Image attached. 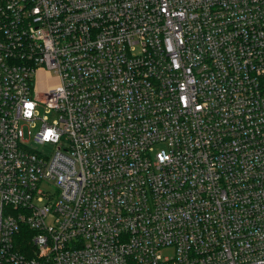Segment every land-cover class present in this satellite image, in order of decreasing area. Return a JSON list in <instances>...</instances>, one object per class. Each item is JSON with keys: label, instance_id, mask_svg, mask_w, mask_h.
<instances>
[{"label": "built area", "instance_id": "1", "mask_svg": "<svg viewBox=\"0 0 264 264\" xmlns=\"http://www.w3.org/2000/svg\"><path fill=\"white\" fill-rule=\"evenodd\" d=\"M0 264H264V0H0Z\"/></svg>", "mask_w": 264, "mask_h": 264}, {"label": "rangeland", "instance_id": "2", "mask_svg": "<svg viewBox=\"0 0 264 264\" xmlns=\"http://www.w3.org/2000/svg\"><path fill=\"white\" fill-rule=\"evenodd\" d=\"M54 77L55 76H53V78ZM35 147H37L39 150H41L47 154H50L52 152V147L48 146V145L36 144ZM163 253H164V255H169V254H171V250L170 249L165 250Z\"/></svg>", "mask_w": 264, "mask_h": 264}, {"label": "trees", "instance_id": "3", "mask_svg": "<svg viewBox=\"0 0 264 264\" xmlns=\"http://www.w3.org/2000/svg\"><path fill=\"white\" fill-rule=\"evenodd\" d=\"M26 242H28V241H26V239L24 240V243H26Z\"/></svg>", "mask_w": 264, "mask_h": 264}]
</instances>
